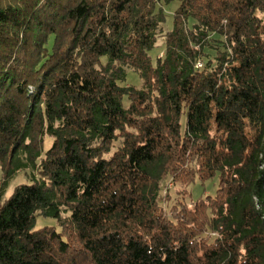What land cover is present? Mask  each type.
Returning a JSON list of instances; mask_svg holds the SVG:
<instances>
[{
    "label": "trees",
    "instance_id": "obj_1",
    "mask_svg": "<svg viewBox=\"0 0 264 264\" xmlns=\"http://www.w3.org/2000/svg\"><path fill=\"white\" fill-rule=\"evenodd\" d=\"M0 171V264H264V0H0Z\"/></svg>",
    "mask_w": 264,
    "mask_h": 264
},
{
    "label": "rangeland",
    "instance_id": "obj_2",
    "mask_svg": "<svg viewBox=\"0 0 264 264\" xmlns=\"http://www.w3.org/2000/svg\"><path fill=\"white\" fill-rule=\"evenodd\" d=\"M178 6H179L178 2H174L168 6L163 5V10L167 16V22L162 26V30L159 33L157 47L150 52V55L154 63H156L158 59H164L165 57V35L166 33L170 32L173 28L172 18ZM193 25H194V21L191 20L189 22V26L192 27ZM211 40L214 46H221L222 42H224L223 38H220L216 35H213L211 37ZM204 54L205 55L202 60L203 65H206L208 61L212 62L214 65L216 64V57H217L216 50H214L213 48H206ZM103 62H105V60H103ZM126 71H127V80L124 84H122V86H131L138 90L143 89V81L141 80L139 74L132 69H127ZM125 105L126 107H128L129 102H126ZM51 143L52 140L50 138H47L46 147L48 148L51 145ZM121 144H122V140L115 142L114 150L119 148ZM1 178H2V173L0 171V180ZM33 178H38V174L35 170L28 169L25 171H20L10 182L6 190L5 199L12 194L15 187L21 184L30 183L33 180ZM217 181L218 180L215 178V182L208 181L205 184H202L200 181L197 180L195 184L185 189L184 187L178 184H174L172 180L168 179L166 182L163 183L162 195L163 196L168 195L169 197H171V200L162 202V205L169 212L170 209L176 204L191 205L200 198H204L206 196H214L217 190V185H218ZM184 190L185 193H183ZM68 216L69 214H64V217H68ZM46 226L55 227L57 231L59 232L61 231V227L59 226V223L56 220L51 218H47V219L42 217L38 218L36 229H40Z\"/></svg>",
    "mask_w": 264,
    "mask_h": 264
},
{
    "label": "built area",
    "instance_id": "obj_3",
    "mask_svg": "<svg viewBox=\"0 0 264 264\" xmlns=\"http://www.w3.org/2000/svg\"><path fill=\"white\" fill-rule=\"evenodd\" d=\"M198 69H201L203 67V62L201 60H199L197 62V66H196Z\"/></svg>",
    "mask_w": 264,
    "mask_h": 264
}]
</instances>
